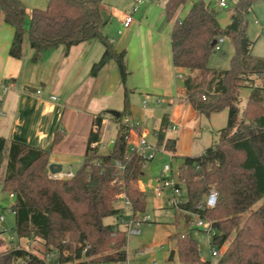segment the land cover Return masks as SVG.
I'll return each mask as SVG.
<instances>
[{"label":"trees","instance_id":"16d2710c","mask_svg":"<svg viewBox=\"0 0 264 264\" xmlns=\"http://www.w3.org/2000/svg\"><path fill=\"white\" fill-rule=\"evenodd\" d=\"M188 1L168 0L167 18L174 19ZM260 1L264 2L238 0L225 29L219 26L211 3L194 2L186 17L175 21L170 35L174 67L190 72L184 82L186 99L196 113L209 118L228 112L227 126L218 132L215 144L200 156L183 158L178 169V186L185 188L187 196L186 203L175 207L180 217L190 224L187 218L197 214L211 224L215 233L212 245L223 248L227 244L215 264H264V59L252 55L254 42L248 37L246 20ZM0 9L5 23L14 29L11 57L23 56L26 38L33 50V63L44 61L60 46L69 49L98 39L105 50L92 67V75L115 61L122 81H126L125 52H117L102 33L100 0H49L46 9L31 11L28 27L21 0H0ZM221 37L233 41L230 68L210 69L209 59ZM204 74L211 75L206 83L201 82ZM254 77L263 84L257 85ZM245 88L250 89V96L241 112L240 94ZM125 115L122 112L111 119L119 123ZM102 120L99 116L96 122L101 125ZM98 140L99 136L91 133L84 163L73 178L54 180L49 177V151L16 141L8 143L0 137V181L4 191L14 196L13 230L19 239L38 240L43 246L41 257L13 247L0 254V264H49L46 257L54 251L61 254L58 264L128 261L127 231L119 224L106 225L104 220L111 216L122 219L123 211L117 208L121 195L130 203L133 218L145 212L146 196L138 183L147 161L140 154L129 153L120 131L108 151L92 148ZM157 140V146L167 153H176V140L166 139L162 131ZM213 191L217 203L208 208L206 198ZM175 239L180 264H210L201 259L190 233ZM87 246V261H82ZM64 252L69 256H63Z\"/></svg>","mask_w":264,"mask_h":264},{"label":"crops","instance_id":"0c3cea01","mask_svg":"<svg viewBox=\"0 0 264 264\" xmlns=\"http://www.w3.org/2000/svg\"><path fill=\"white\" fill-rule=\"evenodd\" d=\"M100 1L102 4L103 0ZM128 1L124 11L119 10L120 6H101L103 35L117 52L126 55L129 74L125 82L115 61L92 75V67L100 61L105 50L98 39L69 49L60 46L44 61L33 63V50L26 38L23 56L20 59L11 57L14 29L5 23L0 9V85L12 84L6 94L0 93V137L8 143L16 141L49 151V166L57 165L62 168L61 172L75 174L84 163L95 119L103 116V122L110 127V122L115 121L109 111H116L125 112L131 123L139 128L138 132H145L146 139L151 136L149 125L153 120L152 135L156 146L160 131L166 139L176 140L177 151L173 156L181 160L180 166L183 158L195 157L179 149L196 122L197 114L186 99L184 82L190 72L174 67L170 35L175 21L185 18L194 2L216 0H189L172 20L165 13L168 0ZM136 6L134 21L125 28L124 16ZM33 9L38 8L26 9L27 27ZM217 20L225 29L231 23V16L221 20L218 15ZM144 97L151 98L157 105H167L169 113H165V109L152 108L153 112L140 116V104L146 105ZM170 131L175 137L169 136ZM138 185L145 190L141 178ZM120 202L124 200H119L117 208L124 211ZM137 233L138 230L132 234ZM3 252L5 250L0 253Z\"/></svg>","mask_w":264,"mask_h":264},{"label":"rangeland","instance_id":"374dc122","mask_svg":"<svg viewBox=\"0 0 264 264\" xmlns=\"http://www.w3.org/2000/svg\"><path fill=\"white\" fill-rule=\"evenodd\" d=\"M211 0H207L210 2ZM238 0H228L229 7L221 8L218 3L212 1V6L217 11L221 20L230 17L232 10L236 6ZM128 0H103L102 5L108 6H120L119 10L124 11L128 6ZM26 9L38 8L44 10L47 8L48 0H24ZM30 18V17H29ZM182 18L181 20H183ZM248 27L247 34L249 39L254 42L252 49V55L255 58L264 59V2H257L250 13L246 17ZM234 54L233 41L230 38H225L224 43L221 45V51L215 52L209 59L208 67L210 69L228 70L232 56ZM120 74V73H119ZM201 77V82L206 83L210 80V74H204ZM256 79L257 85H262L261 79ZM250 96V89H242L240 94V111L244 110L247 100ZM145 107L140 104V116H145L148 112H153L152 108L165 109V113H169L170 110L167 105H157L153 100L144 97ZM142 106V107H141ZM159 112H156L158 116ZM162 114V113H161ZM197 114V113H196ZM151 118H154L151 117ZM228 112L223 111L221 113L213 114L211 117H205L197 114L196 122L192 124L191 131L185 136L182 144L179 145V149L182 153L190 154L191 156H198L203 151L211 148L215 143L218 132L227 126ZM110 130L105 132V140L116 138L117 125L114 122L109 124ZM150 130L153 132L154 122L150 121ZM152 128V129H151ZM157 128H159L157 126ZM144 130V129H143ZM151 132V136L146 139L149 145L156 146ZM175 133L170 131L169 136L175 137ZM181 143V139H180ZM162 153L156 152L155 157L151 161H147L143 169V175L141 179L145 184V196H146V208L145 212L140 216H136L135 220H141L143 216H149V223H140L138 226L132 224V210L125 206L124 202H120V206L124 208L122 221L116 216L108 217L104 220L105 224L117 223L123 230L136 229L139 231L137 234H132L128 231V261L125 264H180L178 254L176 252V239L177 235L184 233H190L196 240L200 257L210 264H215L218 258L212 257L211 249L214 247L211 243L210 233L196 228L195 218L193 222L187 224L185 220L180 217L179 211L170 204V199L173 198V189L167 188L162 191L161 196L156 194V189L163 186L161 181V171L165 164H169L172 168V178L170 181H178V169L180 167L181 160L174 157L173 154L162 156ZM181 154V152H180ZM171 155V156H170ZM6 166V157L1 169V178L4 176ZM2 179L0 181V252L8 251L13 247H23L28 249L32 253L42 256L43 246L38 240L27 241L19 239L14 232L15 215L11 210L14 203V199L10 194L3 189ZM182 193L180 197H176L177 200H181L183 203L187 202V196L185 188L181 185ZM264 202V200H263ZM262 204L259 203L258 206ZM1 217L4 220H1ZM5 225V227L2 226ZM227 244L222 248V254L226 252ZM175 251L174 258L170 260L171 253ZM1 254V253H0ZM223 256V255H222ZM49 264H56L53 260L49 261Z\"/></svg>","mask_w":264,"mask_h":264},{"label":"built area","instance_id":"2783aa9c","mask_svg":"<svg viewBox=\"0 0 264 264\" xmlns=\"http://www.w3.org/2000/svg\"><path fill=\"white\" fill-rule=\"evenodd\" d=\"M144 0H138L137 3H142ZM216 3L221 8H227L228 7V0H216ZM138 7H134L133 10L124 16L123 19V26L125 28H128L134 21V15L137 12ZM262 34L264 35V30L262 31ZM226 37H221L217 40V43L215 45V52L221 51V45L224 43ZM12 88V84L10 82L2 83L0 85V93L6 94L10 89ZM52 100H57L56 97H51ZM98 118V117H97ZM95 119V122L93 124L92 133L99 136V140L94 142L92 144V148H99L101 151H108L110 148H112L115 145L116 138H111L108 140H105V132L110 130V127L105 125V121L101 125H99ZM117 124L118 131H120V135L124 138V140L127 143V147L130 154H140L144 157L146 161H151L154 159L156 152L167 154L163 146H152L149 145L146 141V134L145 132H138V127L131 123V120L128 116H124L121 121ZM174 128V127H173ZM117 131V132H118ZM169 154V153H168ZM49 177L54 180H66L71 179L74 177V174L71 172H60L58 174H51L49 173ZM161 181L163 182V186L156 189V194L158 196H161L162 191L167 188L173 189V198L170 199V204H172L174 207H178L179 205L183 204L181 200H177L176 197H180L182 193V189L179 185V181L173 182L170 181L172 178V168L169 164H165L161 171ZM11 198H14L13 195H10ZM121 200H124L127 207L130 208V203L126 200L125 195L120 196ZM217 203V194L213 191L209 193V195L206 198L205 206L208 208H213ZM202 206H199L198 208H201ZM131 209V208H130ZM195 218V226L196 228L205 230L210 233V236H213L215 233L211 227V224L205 220H202L197 214H190L191 222L192 219ZM1 220H4L3 217H1ZM150 217L149 216H143L141 220H135L133 218L132 224H136L137 226L140 223H149ZM123 223V221H122ZM127 231V230H126ZM128 231L130 233H135L136 230H131V227H128ZM127 231V233H128ZM90 246L85 247L83 250V258L82 261H87L86 259V253ZM212 257L220 259L222 257V248L218 247H212L211 249ZM60 253L57 251L52 252L51 254H48L46 259L49 263L50 260H53L56 264H58V259L60 257ZM63 256H69L68 253L64 252L62 253ZM127 263V262H126ZM113 264H121V263H113ZM125 264V263H123ZM156 264V263H155Z\"/></svg>","mask_w":264,"mask_h":264},{"label":"water","instance_id":"95a60500","mask_svg":"<svg viewBox=\"0 0 264 264\" xmlns=\"http://www.w3.org/2000/svg\"><path fill=\"white\" fill-rule=\"evenodd\" d=\"M109 115L113 116V117H119L120 116V113L119 112H116V111H109ZM49 171L51 174H58L62 171V168L60 166H57V165H50L49 166ZM189 218H187V222L189 221ZM3 227H5V225H3ZM174 255H175V251H173L171 253V256H170V260H172L174 258Z\"/></svg>","mask_w":264,"mask_h":264}]
</instances>
